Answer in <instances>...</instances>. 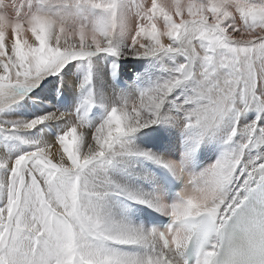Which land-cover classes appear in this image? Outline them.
<instances>
[{"label":"snow or ice","instance_id":"obj_1","mask_svg":"<svg viewBox=\"0 0 264 264\" xmlns=\"http://www.w3.org/2000/svg\"><path fill=\"white\" fill-rule=\"evenodd\" d=\"M0 264H264V0H0Z\"/></svg>","mask_w":264,"mask_h":264}]
</instances>
